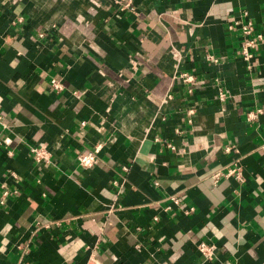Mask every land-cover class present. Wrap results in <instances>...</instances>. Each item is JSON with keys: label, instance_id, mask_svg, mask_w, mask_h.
Returning a JSON list of instances; mask_svg holds the SVG:
<instances>
[{"label": "crops", "instance_id": "0c3cea01", "mask_svg": "<svg viewBox=\"0 0 264 264\" xmlns=\"http://www.w3.org/2000/svg\"><path fill=\"white\" fill-rule=\"evenodd\" d=\"M240 20L264 36V0H0V264H264V41L244 61Z\"/></svg>", "mask_w": 264, "mask_h": 264}, {"label": "built area", "instance_id": "2783aa9c", "mask_svg": "<svg viewBox=\"0 0 264 264\" xmlns=\"http://www.w3.org/2000/svg\"><path fill=\"white\" fill-rule=\"evenodd\" d=\"M237 28L240 30L243 40L241 45V57L244 61L250 62L252 58L254 57L253 50L256 49L260 42L264 41V36L262 33L258 32L255 25L251 20H240L237 21L232 27ZM43 36V35H41ZM208 59L215 63H219V58L215 57L214 55L208 56ZM194 80L192 76L184 75V81L187 83H191ZM219 81V79H217ZM51 84L53 88L57 91L62 90V84L57 81L56 79H52ZM218 100L221 103H225L230 97L229 93L222 89V87L218 86ZM260 115H263V112L261 109H258L256 111H250L248 113L249 120L253 121L257 119ZM3 119L2 115L0 114V121ZM103 145H97L93 150L82 153L78 155L77 161L80 167L85 169H91L93 168L97 162H98V155L102 150ZM173 148V147H172ZM174 149V148H173ZM32 155L37 163H48L50 162V153L42 148H33L32 149ZM223 176H236L237 179L241 180V174H240V168L238 166L233 167L230 169L227 173L218 172L214 175L213 179L215 182H218V180ZM14 177H17L14 175ZM10 191L3 187V192L0 197V205L5 204L6 198L9 196ZM175 204L178 205L179 201L176 199H173ZM155 220H158L157 218ZM199 251L201 252L202 256L205 258V260H213L216 257V250L217 247L215 245H209L205 242L200 243L198 246ZM92 264H100L97 260L93 259L91 260Z\"/></svg>", "mask_w": 264, "mask_h": 264}]
</instances>
